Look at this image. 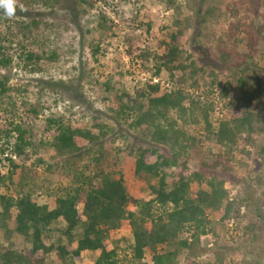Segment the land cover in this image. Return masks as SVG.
<instances>
[{"label":"rangeland","instance_id":"obj_1","mask_svg":"<svg viewBox=\"0 0 264 264\" xmlns=\"http://www.w3.org/2000/svg\"><path fill=\"white\" fill-rule=\"evenodd\" d=\"M31 1L22 5L34 9L45 22L56 26L53 28L61 32L59 44L63 45L60 57L55 62L46 60L41 72L28 74L16 67V76L8 83L10 86L29 83L35 88L38 79H44L58 83L57 87L64 90L44 92L45 109L33 124L36 142L44 134L46 118L51 116L61 115L94 133H104L102 146L95 145L94 153H104L108 161H114L127 189H139L144 200L150 198L151 191L147 182L134 174L135 159L141 152L149 163L166 157L175 161L160 169L169 185L176 183L181 175L194 172L201 173L203 188L207 187V180L221 181L231 209L218 224L215 222L224 210L208 214L214 233L207 231L195 243L196 262L264 264V135L253 134L249 142L240 139L233 157L226 161L218 154L220 146L213 139L206 140L203 122L187 128L188 138L195 137L194 143L187 139L178 144L156 143L145 124L134 125L139 113L137 89L156 83L154 78L159 79L161 90L176 88L166 74H156L155 56L166 48L161 41L179 30L181 34L173 43L181 50L183 60L203 70L196 75L200 79L199 88H188V91L199 95L203 103H213L209 112L213 127L217 128L219 121L229 116V109L242 111L245 104L237 79L252 73L254 67H264V34L260 29L264 24V0H221L220 5L215 0H211L215 1L213 5L204 0L201 6L200 0ZM64 13L68 16L61 19ZM67 19L74 23L65 26ZM43 34L54 38L50 30ZM197 34L200 45L193 46ZM96 47L99 51L92 54ZM128 47L134 49L133 54L127 53ZM140 53H148V57L141 58ZM107 81L112 91L104 89ZM70 82L76 85L73 93L67 88ZM251 108L264 114V96L255 100ZM2 142L3 139L0 145ZM182 142L187 144L186 151L180 147ZM52 152L47 146H38L35 154L25 161V168L32 172L29 176L34 177L29 178L31 182L26 191L32 189L37 201L50 207L54 206L57 187L67 183L62 176L61 160L51 158ZM7 165L3 162L0 170L6 171ZM192 187L196 188L197 184ZM17 189L16 185L4 186L0 194L16 195ZM78 207L82 209L81 204ZM128 208L133 209L131 205ZM59 225L65 224L60 221ZM130 234L129 222L123 220L120 228L108 235V248L119 241L120 264H130L132 255L122 240L131 239ZM57 235L55 231L45 242L56 243ZM180 237L191 241L187 230ZM9 249L29 255L31 244L17 234L5 238L0 231V250ZM178 252L177 262L184 264L189 250ZM43 257L44 264H54L50 255ZM95 260L96 254L86 250L76 264H94ZM136 264H152V253L146 251Z\"/></svg>","mask_w":264,"mask_h":264},{"label":"trees","instance_id":"obj_2","mask_svg":"<svg viewBox=\"0 0 264 264\" xmlns=\"http://www.w3.org/2000/svg\"><path fill=\"white\" fill-rule=\"evenodd\" d=\"M215 1L222 4L221 0ZM29 2L32 1L17 0L18 4ZM203 2L199 1L200 6ZM208 3L213 5L211 0ZM235 3L239 5L238 1ZM26 9L22 12L17 5L12 19L0 11V140L3 139L0 166L5 161L8 164L6 171L0 170V188L9 185L18 188L16 195L0 194V231L5 238L13 234L22 236L31 244V249L29 255L11 249L0 250V264H44L45 254L50 255L54 264H76L86 250L96 254L94 264H120L119 241L108 248L107 238L112 230L120 228L123 220L131 227V239L122 238L132 255L128 263L136 264L150 251L152 264H179L178 250L186 249L189 252L184 264H199L193 247L202 234L214 233L208 214L223 209V215L215 222L218 224L231 209L221 181L207 180V187L203 188L201 173L194 172L181 175L176 183L169 185L160 169L175 161L166 157L149 163L141 152L135 159L134 174L144 179L151 191L150 198L144 200L139 189H127L114 161H108L104 153H94L95 145L102 146L104 133H94L61 115L51 116L46 118L44 134L36 142L33 124L45 109L44 92H57L60 87L44 79H38L35 88L29 83L15 86L8 83L16 76V67L28 74L41 72L46 60L55 62L60 57L63 45L59 44L61 32L53 28L56 26L45 22L34 9ZM67 16L64 13L60 18ZM66 21L65 26L74 23L71 19ZM260 29L264 34V24ZM45 30L52 31L54 38L46 37ZM180 34V30L170 33L168 40L161 41L166 47L163 53L155 56L156 74H166L176 88L161 90L159 82H150L145 88L137 89L139 113L134 125L145 124L156 143L178 144L187 139L194 143L195 137L188 138L187 128L203 122L206 140L213 139L220 146L219 156L229 161L240 139L249 142L253 134L264 135V114L251 108L255 100L264 96V67H254L252 73L238 77L245 104L243 110L229 109V116L214 128L209 113L213 103H203L199 95L188 91V88H199L200 79L196 75L203 70L183 60L181 50L173 43ZM197 36L193 46L200 45ZM98 51L96 47L92 54ZM133 52L128 47L127 53ZM147 55L139 54L141 58ZM68 86L73 93L75 83L70 82ZM103 86L107 92L113 90L108 81ZM43 145L53 151L51 158L61 160L62 176L67 180L66 185L55 190L53 207L40 204L32 189L26 191L34 177L29 176L32 172L25 168V161ZM186 145L182 142L183 151ZM194 183L196 188L192 187ZM80 204L82 209L78 207ZM60 221L65 224L63 227ZM184 230L190 234V242L180 237ZM55 231L59 234L56 243L47 244L46 239L52 238ZM158 246L162 248L158 250Z\"/></svg>","mask_w":264,"mask_h":264},{"label":"clouds","instance_id":"obj_3","mask_svg":"<svg viewBox=\"0 0 264 264\" xmlns=\"http://www.w3.org/2000/svg\"><path fill=\"white\" fill-rule=\"evenodd\" d=\"M20 11H26L27 9L21 4L19 5ZM17 0H0V11L6 17H13L16 14Z\"/></svg>","mask_w":264,"mask_h":264},{"label":"built area","instance_id":"obj_4","mask_svg":"<svg viewBox=\"0 0 264 264\" xmlns=\"http://www.w3.org/2000/svg\"><path fill=\"white\" fill-rule=\"evenodd\" d=\"M153 81H154V82H159V79L154 78Z\"/></svg>","mask_w":264,"mask_h":264}]
</instances>
